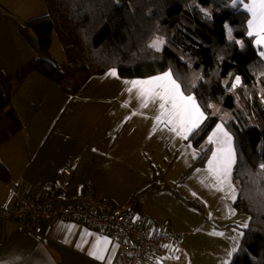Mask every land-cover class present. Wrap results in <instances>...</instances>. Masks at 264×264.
Segmentation results:
<instances>
[{"label":"trees","instance_id":"obj_1","mask_svg":"<svg viewBox=\"0 0 264 264\" xmlns=\"http://www.w3.org/2000/svg\"><path fill=\"white\" fill-rule=\"evenodd\" d=\"M41 2L46 14L19 26L38 56L11 75L0 73V146L22 129L11 101L32 74L43 76L73 96L91 76L110 69L121 79L171 72L181 92L194 96L205 115L188 136L193 147L200 146L219 122L211 103L229 115L224 125L235 152L232 178L239 187L237 212L247 215L248 223L228 264H264V55L247 35L248 12L233 0ZM52 33L64 46L65 66L49 55ZM156 37L164 39L160 50L150 46ZM65 67L70 72L66 73ZM80 74L84 76L78 85L63 86L66 77ZM206 160L207 154L201 153L187 172L203 167ZM0 181H9L1 162ZM151 186L168 189L152 181L140 191ZM126 203L130 211L140 209L137 193ZM189 205L202 212L198 204Z\"/></svg>","mask_w":264,"mask_h":264},{"label":"rangeland","instance_id":"obj_2","mask_svg":"<svg viewBox=\"0 0 264 264\" xmlns=\"http://www.w3.org/2000/svg\"><path fill=\"white\" fill-rule=\"evenodd\" d=\"M228 36L231 35L228 33ZM257 39L253 35V45L262 54L264 44L258 45ZM161 40L164 43L161 37L152 39L150 46ZM238 44L242 45V41ZM48 52L57 64L65 66L64 46L55 33H52ZM34 53L36 58L38 55ZM64 71L70 72L66 67ZM83 76H68L63 86L74 87ZM149 78L121 79L114 69L91 76L75 95L68 97L65 104L61 103L63 106H59L57 116H51L54 122L47 141L52 149L50 163L64 168L75 163V185L92 180L102 196L113 198L119 209L126 210V202L137 193L138 203L153 217L146 221L149 226L168 233L186 234V259L180 264H228L240 245L248 216L237 212L239 187L232 172L230 182L219 184L208 171V161L225 139L218 126H223L224 132L231 136L224 125L229 115L216 103H211V111L218 115L219 122L200 146L193 147L188 137L177 135L170 130L172 125L156 119L160 115L159 101H150L144 107L137 91H129L132 81ZM235 83L239 84L240 79L237 83L236 78ZM28 92L31 88L18 91L14 100L21 104L20 100H24ZM51 95L53 103L51 100L40 102V114L48 110L49 104L60 100ZM210 138L213 143H209ZM191 152L192 161L189 160ZM201 153L207 154L205 165L187 172ZM77 155H81L79 161L75 160ZM152 181L168 189L151 186L140 191ZM76 191L73 184V192ZM189 204H198L202 212Z\"/></svg>","mask_w":264,"mask_h":264},{"label":"crops","instance_id":"obj_3","mask_svg":"<svg viewBox=\"0 0 264 264\" xmlns=\"http://www.w3.org/2000/svg\"><path fill=\"white\" fill-rule=\"evenodd\" d=\"M41 14H46V8L41 0H0V73L3 75L13 74L26 62L35 58L34 50L19 32V26L37 15L42 16ZM250 37L253 43V36ZM28 88H31V92H28L30 95L26 94L25 99L20 100L21 104L19 100H14L18 94L12 96L11 107L17 113L22 129L0 146V162L9 175L8 182L0 181V204L7 195L10 184H16L22 192L29 189V195L33 198H41L37 187L51 180L57 171L64 168L50 163L52 149L47 146V141L54 122L51 116L53 114L57 116L59 106H63L61 103L64 101L65 104L70 95L66 94L61 86L38 74L28 76L19 91L24 89L28 91ZM51 94L55 95V100L60 97V103L58 101L54 105L49 104L48 110L40 114L41 103L52 101ZM80 157L81 155H77L75 160L79 161ZM193 158L191 152L189 160L192 161ZM71 165L74 175L71 196H79L90 191L117 207L113 198L102 196L98 185L92 180L90 183L83 181L81 185L76 186L77 166L75 163ZM73 184L74 189L78 191L73 192ZM139 205L140 209L131 212L141 221H151L153 217L148 215V211L141 203ZM238 206L239 202L237 208ZM128 208L127 206L126 210ZM155 228L152 227L156 233L164 232ZM185 239L170 247L164 259L149 264H180L181 261H185ZM116 252V244L109 236L87 230L78 222L42 224L40 234L21 232L11 223H0V264H115ZM99 255L104 259L97 258Z\"/></svg>","mask_w":264,"mask_h":264},{"label":"built area","instance_id":"obj_4","mask_svg":"<svg viewBox=\"0 0 264 264\" xmlns=\"http://www.w3.org/2000/svg\"><path fill=\"white\" fill-rule=\"evenodd\" d=\"M73 170L65 167L37 189L41 198L31 197L10 184L0 204V223L13 224L21 232L40 234L42 224L78 222L90 231L109 236L116 244L115 264H149L165 258L185 233H156L130 210H121L90 191L71 196Z\"/></svg>","mask_w":264,"mask_h":264},{"label":"snow or ice","instance_id":"obj_5","mask_svg":"<svg viewBox=\"0 0 264 264\" xmlns=\"http://www.w3.org/2000/svg\"><path fill=\"white\" fill-rule=\"evenodd\" d=\"M233 3L236 6L243 5V9L251 14V19L248 21V35L257 36L256 43L258 45L264 44V0H247V2L233 0ZM161 44H163L162 40L154 42L151 47L159 50ZM112 74L115 75L114 72ZM237 83H239V78H237ZM131 84L132 87L129 91L134 89L137 91L144 107H147L150 101H159L160 115L156 119L172 125L170 130L176 132L177 135H182L185 139L200 126L205 118L195 98L185 96L181 92L180 84L173 79L171 72H165L145 80L132 81ZM218 131L223 132L225 139L212 153V158L208 161V171L219 184H223L230 182L232 167L236 159L231 136L224 132L223 126H218ZM213 142L210 138L209 143ZM261 168L264 169V164L261 165ZM90 254L96 255L97 253ZM97 258L104 259L102 255Z\"/></svg>","mask_w":264,"mask_h":264}]
</instances>
